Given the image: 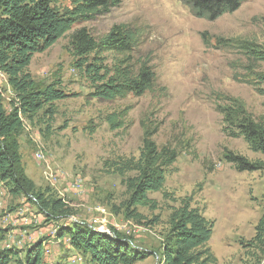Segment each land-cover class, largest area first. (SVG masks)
I'll return each mask as SVG.
<instances>
[{
  "label": "rangeland",
  "instance_id": "obj_1",
  "mask_svg": "<svg viewBox=\"0 0 264 264\" xmlns=\"http://www.w3.org/2000/svg\"><path fill=\"white\" fill-rule=\"evenodd\" d=\"M55 5L64 11L73 0ZM116 24L136 28L139 44L125 54L104 52L101 61L111 67L130 59L136 68L148 57L156 82L142 96L95 97L89 77L74 66L72 35L86 28L100 40ZM218 37L264 46V0H245L237 11L214 21L195 17L179 0H121L106 14L77 21L51 47L33 55L32 77L56 83L68 96L54 103L52 118L44 110L24 117L19 137L26 174L44 201L14 193L0 180V249L14 252L12 264L35 245L42 246L44 264H93L62 235L76 223L122 234L142 257L134 264H165L162 248L170 214L185 197L214 222L208 245L216 264H259L263 255L251 245L264 217V169L240 172L224 155L233 151L264 164V153L252 150L244 137L225 134L217 106L224 95L235 96L256 120H264V81L252 72L264 73V61L221 45ZM0 89L10 110L15 93L2 71ZM111 113L122 118V127L113 129L107 122ZM143 120L159 126L153 137L159 148L179 151L164 187L149 193L156 208L128 204L126 181L137 171L127 167L140 159Z\"/></svg>",
  "mask_w": 264,
  "mask_h": 264
},
{
  "label": "trees",
  "instance_id": "obj_2",
  "mask_svg": "<svg viewBox=\"0 0 264 264\" xmlns=\"http://www.w3.org/2000/svg\"><path fill=\"white\" fill-rule=\"evenodd\" d=\"M197 18L214 21L225 14L237 11L245 0H179ZM58 0H0V71L7 75L8 84L15 93L10 101L11 109L4 106L0 89V180L7 182L11 190L37 201H44L35 183L28 177L20 153L19 137L25 128L24 117L32 118L39 111L53 117L54 103L68 96L56 83L45 84L35 80L28 67L37 52H43L64 36L79 20H89L96 13L106 14L121 4V0H73V7L62 11L55 4ZM203 37L207 36L204 32ZM140 32L126 24H116L102 39L97 40L86 28H81L70 42L74 66L82 70L93 83L95 97L113 100L129 94L142 96L151 91L156 82V73L147 57L137 67L130 59H122L111 67L103 65L100 56L104 52L125 54L132 51L140 41ZM221 45L242 50L250 60L264 61V46L246 38L218 37ZM211 46V43H206ZM93 56L90 59V56ZM256 79L264 81V73ZM251 82V81H249ZM224 103L217 106L223 115L225 134L244 137L254 151L264 153V120L258 121L238 97L224 95ZM113 129L123 126L117 113L106 117ZM143 147L140 159L128 169L137 175L126 181L130 193L129 205H148L156 208V201L149 193L164 187L166 174L177 160L176 147L159 148L154 135L159 126L143 120ZM227 162L236 169L256 171L264 169L261 161L227 151ZM55 203V202H54ZM170 230L164 238L162 259L165 264H216L217 259L208 242L214 222L208 220L198 207H193L191 197L181 199L180 205L170 214ZM75 248L89 255L93 264H134L141 255L130 246V240L117 231H101L87 223H76L62 230ZM0 234V242L3 239ZM252 247L263 255L264 217L256 226ZM42 246L35 245L23 260L16 264H44ZM14 252L0 249V264H12Z\"/></svg>",
  "mask_w": 264,
  "mask_h": 264
}]
</instances>
